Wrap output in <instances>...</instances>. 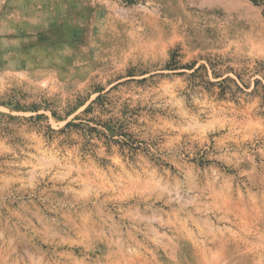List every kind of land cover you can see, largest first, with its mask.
<instances>
[{"label":"rangeland","instance_id":"1","mask_svg":"<svg viewBox=\"0 0 264 264\" xmlns=\"http://www.w3.org/2000/svg\"><path fill=\"white\" fill-rule=\"evenodd\" d=\"M257 81L264 0H0V264H264Z\"/></svg>","mask_w":264,"mask_h":264},{"label":"trees","instance_id":"2","mask_svg":"<svg viewBox=\"0 0 264 264\" xmlns=\"http://www.w3.org/2000/svg\"><path fill=\"white\" fill-rule=\"evenodd\" d=\"M225 82H227V81L222 80L221 83L223 84V83H225ZM259 89H261V90H259ZM255 92L262 93L263 96H264V85H263L260 81H257V82L255 83Z\"/></svg>","mask_w":264,"mask_h":264}]
</instances>
